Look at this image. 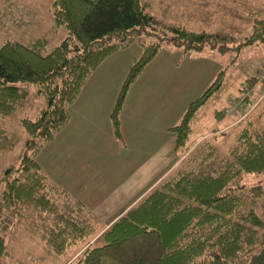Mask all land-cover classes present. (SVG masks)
<instances>
[{"label":"trees","instance_id":"1","mask_svg":"<svg viewBox=\"0 0 264 264\" xmlns=\"http://www.w3.org/2000/svg\"><path fill=\"white\" fill-rule=\"evenodd\" d=\"M148 8L141 0H52L54 26L65 30L55 46L46 50L40 39L5 40L0 45V116L22 105L28 93L25 84L44 100L35 120L20 121L26 135L23 153L19 163L0 176V261L7 254L5 235L13 226H26L39 236L45 253L54 256L95 233L88 211L51 184L35 158L67 124L68 106L106 58L132 43L140 47L109 114L112 134L120 141L119 115L127 91L162 45L224 54L264 44V16L253 12L248 35L229 45L223 35L182 25L163 27ZM222 75L219 72L168 129L176 156L186 152L196 113L219 89ZM256 79L246 82L249 90ZM17 143L14 132L0 128V153ZM203 146L202 156L189 153L69 264H264V185L242 182V174L264 173V140L244 145L234 160L222 159L211 142Z\"/></svg>","mask_w":264,"mask_h":264},{"label":"rangeland","instance_id":"2","mask_svg":"<svg viewBox=\"0 0 264 264\" xmlns=\"http://www.w3.org/2000/svg\"><path fill=\"white\" fill-rule=\"evenodd\" d=\"M141 1L149 5V13L163 27L182 25L195 32L223 35L229 45L241 41L250 32L249 12L264 16L263 0ZM51 3L52 0H0V45L5 40L29 43L40 39L45 40L46 50L55 46L65 36V30L54 26ZM122 51H125L123 54L130 65L131 57L137 56L140 47L132 43L118 52ZM150 65L144 74L139 75L138 81L136 79L129 87L125 98L123 127L125 135V129L129 132L127 139H131L128 142L125 138L127 149L122 150L112 139L108 119L87 120L85 124L75 127L73 116L67 130L75 127L74 134L69 136L68 131H63V141L57 145L55 133L52 141L35 158L52 182L65 191H71L69 196L73 197L74 193L82 199L84 209L95 216L96 224L104 225L102 219L106 220H102L105 224L108 223L146 193L156 181V174L159 176L163 170L162 161L159 163L156 158L159 156L162 159L163 150L160 154L151 142L156 138L163 140L166 134L173 136L171 132L165 133L163 128H159L164 123H175L187 104L207 88L219 72L223 71L219 89L199 108L192 122L186 148L188 150L191 147L189 145L194 144L191 155L194 152L193 155L199 153L197 156H202L204 143L211 142L222 159L234 160L230 154L225 155L227 148L217 146L212 135L226 123V118H216L215 112L226 114L236 105L238 112H234V116L243 113L257 96L256 89L247 88L248 79L258 78L252 87L256 85L259 91L264 89V80H261L264 74V44H253L237 53L227 51L224 54L208 49L201 52L184 51L164 44ZM23 87L28 93L22 105L13 114L0 116V128L14 132L18 138L12 150L0 153V176L5 168L17 165L23 153L26 135L20 127V121L35 120L44 107L43 98L36 94L33 86L25 84ZM91 92L84 99V106L76 118L85 113L86 105L92 100ZM244 99L250 100V104ZM142 108L159 114L161 119L156 114L148 116L156 122L151 130H142L150 141L146 144L148 154L141 156L140 160L136 156V115ZM146 119L143 117V120ZM65 139L68 141L67 146L64 144ZM82 169L91 173V178L85 183H81L82 180L77 177ZM242 182L245 186L264 185V173L242 174ZM26 228L23 225L13 226L5 235L7 254L1 259V264H69L85 245L82 242L69 247L60 256L50 255L45 253L39 236Z\"/></svg>","mask_w":264,"mask_h":264},{"label":"crops","instance_id":"3","mask_svg":"<svg viewBox=\"0 0 264 264\" xmlns=\"http://www.w3.org/2000/svg\"><path fill=\"white\" fill-rule=\"evenodd\" d=\"M125 51L117 52L115 54L110 55L87 78V80L85 81V83H84L79 95L77 96L76 100L67 108L69 118H68L67 124L60 131H58L56 134L57 145L62 143V141H63L62 140L63 139L62 133L65 130L69 132V136H72L75 132L74 131L75 127L85 124L86 123L85 121H87V120H93L94 121L97 119L98 120L102 119V121H105L106 119H108V121H109V114H110L111 109L113 107L115 98L117 96V93L119 91L121 83H122L128 69H129V67L131 66V63H130V65H128L129 63L126 60V55L123 54ZM133 58H134V55H133V57H131V59H132L131 62H133ZM150 63L143 69V72H141V73H143V74L145 73V71H146L145 69L150 65ZM117 64H119V66H116ZM138 79L136 81H138ZM253 88L256 89L255 94H257V96L253 100L252 105H250L248 107V109L245 110L243 113L236 115V116H234V112H236V113L238 112L235 109L236 105L234 106V108H232V110L229 109L227 112L225 111L226 114H222V118H224V117L226 118L225 125H222V127L220 129H218L217 131L212 133V135L214 136V138L216 140L217 146L222 147V148H227L225 151V155L230 154L231 157H233V158H234L235 153L241 152L244 149V145H250L251 146V145H255L259 141L264 140V89L262 91L261 90L259 91V89L256 85ZM90 92L92 93V100L90 101V103H88L86 105V108L84 109L85 113L81 114L79 117L76 118V115L78 113H80V109L84 106V102H85L84 99L90 95ZM99 114H101V115H99ZM155 114L159 116V114L154 113L153 111H146L144 108H142V109H139V111L136 115V117H137V121H136L137 155L136 156L138 158H140V160H141V156H146L148 154V151L146 149V144H147V142L150 141V140H148V136L142 130L148 131V130H151L153 128V124L156 121L154 119H150L148 116L149 115H155ZM73 116L75 118V127H73L71 130H67L68 127L72 123ZM143 117H146L147 119L143 120ZM155 118H157V116H155ZM179 118L176 119L175 123H173L172 125H169L168 123H164V125L162 127H160L159 130L163 128L164 132L168 133L169 132L168 129L170 127L176 125L179 121ZM124 119H125V113L122 114V111H121V113L119 115L120 141L114 138V136L112 134V130H111L110 121L108 124L112 139L114 141H116V143L119 145V147L122 150L127 149L126 139H127V136H129V132L127 129H125V132L127 135H125V133H124V127H123V120ZM159 119H161L160 116H159ZM106 129H107V125L105 126V130ZM200 138L197 139V141L200 140ZM173 140H174V136H172V135L170 136V135L166 134V136H164L163 140H159L158 138H156L153 142H151V143L155 144V146L158 148L160 154H161V149L163 150L162 151V159L159 156L156 158L159 163L162 161L163 170L161 171L159 176H158V174H156V177H157L156 181H154V183L146 190V193H144L143 195L138 197L136 199V201L131 206H129L127 209L121 211L120 213L116 214L115 217L113 219H111L106 224H105L106 220L102 219V220H105V221L101 220V222L104 223V225L103 224L101 225L98 223L96 224L95 216L94 215L92 216L90 211L87 210L88 213L91 215V218L93 220V223L95 226V233L93 235H91L90 237H88L85 241H83V242H85L83 250L88 248V247L93 246L95 244V241L97 239H99L100 235L108 228V226L113 221H115L120 215H122L129 208L134 206L139 200H141L144 197L145 194L149 193L154 187L159 185V183L163 179L167 178L171 174V172L174 170V168L178 165V163L185 159L186 155L188 153H190L191 148L194 146V144L189 145L191 147H188V150L186 153H184V154L181 153L179 156H176L173 152ZM127 141L130 142L131 139L129 138V139H127ZM64 144L66 146L68 145V141L66 139L64 141ZM225 146H227V147H225ZM121 152H126V151H121ZM41 169H42V167H41ZM88 173H86L84 169H82L78 172L77 177L82 180L81 183H85L88 179L91 178V176H90L91 173L90 172H88ZM45 174L47 176V180L51 184H53V185L57 186L59 189L63 190L68 196L71 195V191L70 192L65 191V189H63V187L52 182L51 178L49 179L46 172H45ZM101 177L103 178V175ZM116 180H117L116 181L117 185H119V180L118 179H116ZM72 195H73V197H71V196H69V197L73 198L74 201H78V202L81 201L80 203L83 205L82 199L77 197L74 193ZM83 207H84V205H83ZM102 213L103 212L100 213L101 216H102ZM82 251L78 255H80L82 253ZM69 261H70V259H69Z\"/></svg>","mask_w":264,"mask_h":264},{"label":"built area","instance_id":"4","mask_svg":"<svg viewBox=\"0 0 264 264\" xmlns=\"http://www.w3.org/2000/svg\"><path fill=\"white\" fill-rule=\"evenodd\" d=\"M261 80H264V74H263V76H262Z\"/></svg>","mask_w":264,"mask_h":264}]
</instances>
